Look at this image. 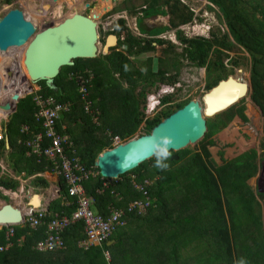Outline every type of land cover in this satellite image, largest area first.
Instances as JSON below:
<instances>
[{
    "label": "trees",
    "instance_id": "1",
    "mask_svg": "<svg viewBox=\"0 0 264 264\" xmlns=\"http://www.w3.org/2000/svg\"><path fill=\"white\" fill-rule=\"evenodd\" d=\"M173 1L171 7H168V14L172 17L169 20L171 27L188 23L192 13L181 7L177 1ZM206 1L216 7L221 15L226 32L220 38H191L188 42L181 39L180 43L185 47L176 52L171 43L152 38L162 29L151 33L152 28L139 23L149 16L164 14L165 12L156 7L167 6V0H163L161 4L159 0H143L141 6L145 9H140L142 17L136 20L140 37L131 36L123 20L116 22L117 29L113 33L118 37L119 33L124 32L125 40L121 45L125 46V54L111 50L108 54L101 53L94 59L73 60L71 67H62L59 70L52 81L53 88H47L43 81L36 83L39 88L37 95L42 98L52 97L56 103H68V111L62 114L60 121L64 126L61 132L69 136L74 155L85 168L92 167L96 156L108 147L109 140L105 133L109 132L111 136L122 140L132 137L138 124L137 117L141 119L138 112L139 99L156 84L171 85L178 81V70L184 57L185 64L194 68L204 67L207 76L212 75L206 85L208 89L225 74L220 58L230 60L227 52L231 51L234 44L242 48L249 54L250 59L249 98L259 112L264 114V0ZM98 4L94 8L97 11L92 12L93 19L103 10L101 4ZM178 6L181 7L180 10ZM126 10L128 13L134 11L132 7L121 11ZM228 37L232 43L228 41ZM163 44L167 45L162 50L164 55L169 51L172 55L167 59L157 58L154 72L150 69L152 60L149 57L145 60L147 66L143 70L132 67L130 57L153 51V45ZM236 64L235 61L231 63L232 66ZM113 74L117 75L116 79ZM75 75L83 80L87 93L85 100L92 103L93 109L99 110L96 126L91 123L90 115L82 111L84 101L76 91L77 87L72 79ZM24 77L27 78L25 74ZM137 87L139 90L134 95ZM22 88L25 85L20 82L13 86L16 92ZM33 96L32 93L20 98L14 113L2 125L0 161L15 177L22 174L23 178H29L43 172L47 164L42 158L25 156L27 149L23 141L28 136L19 132L23 125L33 132L42 131L33 120L36 110L32 102ZM169 100V97H165L162 102ZM186 102L175 103L174 109H163L151 119L145 120L142 134H147L159 121ZM12 105L13 102H6L5 108L0 111L1 115H7ZM230 110L232 108L228 111ZM234 110L233 115L226 111L215 117L211 122V131L223 127L234 115L242 121L245 120L242 105ZM258 122L259 120L254 122L256 127ZM247 133L254 137L249 130ZM262 133L264 134V123ZM205 137H209L208 132ZM205 137L201 142L207 140ZM4 139H7V149L4 147ZM232 139L235 146L231 150L227 148L221 151L223 153L220 156L213 148L212 141L200 148L199 153L208 158L210 164L220 165L232 158L239 146V134H234ZM170 156V153L164 155L157 152L151 159L127 173L134 175V182L145 188L146 197L133 188L127 174L120 176L116 182H108L96 175L82 184L84 193L93 199L89 210L103 219L108 216L109 207L124 209L133 200H141L147 204L145 215H126V226L110 236L108 241L112 243L109 246L106 245L107 241L100 248L92 247L86 251L77 249L76 242L83 234V223L77 221L60 234L63 241L60 248L38 252L35 245L43 239L45 228L36 226L34 229L24 225L12 228V246L8 250L0 251V264H123L128 262L126 257L132 253L131 246H126L124 242L131 240L130 244L134 248L136 239L140 240L142 247L139 252L145 254L141 257V264H264V206L261 213L257 211L258 204L245 184L250 177V163L241 156L219 167H213L197 153L176 163ZM143 181L152 182V185L144 186ZM58 182L60 183V179ZM29 185L45 189L48 182L35 177L29 180ZM17 187V181L0 175L1 189L13 191ZM61 187L64 192V185ZM96 191L101 192L95 194ZM115 195H118L119 201ZM260 198L264 200V193ZM0 199L7 201L4 197ZM70 200L74 201L75 198ZM50 206L52 210L67 217L75 207L72 205L66 208L58 206L57 203ZM152 224L155 228L145 237L143 228ZM5 231L4 228L0 229V245L5 243ZM18 239L22 240L19 246L15 243ZM201 241L202 244L197 249ZM189 243L193 244V254L191 257H182L180 250ZM166 247L167 251L164 250ZM108 250L112 251L114 258H109L106 262L102 252Z\"/></svg>",
    "mask_w": 264,
    "mask_h": 264
},
{
    "label": "rangeland",
    "instance_id": "2",
    "mask_svg": "<svg viewBox=\"0 0 264 264\" xmlns=\"http://www.w3.org/2000/svg\"><path fill=\"white\" fill-rule=\"evenodd\" d=\"M159 1L161 4L163 0H159ZM175 1H177L181 7L187 10L191 9V11L193 12L191 21L190 23H188V25L189 24L191 25L190 26L185 25L189 27V35H191V38L193 37H200L204 39L220 38L226 32L224 25H223V21L221 19V15L217 12L218 9L216 7L208 5L206 3V0H175ZM142 2L143 0H56L55 4H53L51 8L49 9L48 13L43 15L37 12L36 10L38 7L37 5L43 4V3H49V0H0V17L6 11L12 8L14 9H18V7L20 9H22L21 7L31 8L38 15L36 19L38 21L37 23L38 25L34 26L32 22L30 21L29 22L33 25L35 29H37L38 26L39 28H42L46 24H49V23L55 24V23L60 22L66 15H68V14H65L68 10L67 5L70 6V13L83 14L87 17L89 16L92 17L94 16L92 12L97 11L94 8H96L99 5L98 3H100L101 6L103 7V10H101L100 14H97L98 17L94 19V22L97 26L96 32L98 36L96 54L97 56L101 53L108 54L111 50L118 51L120 53L122 52L123 54H125V46L121 45V42L125 40L124 32L119 33V37H121L119 39L120 42L115 44V46L114 45L111 46V48H109V50L106 52H104L102 48H103V45L105 44L106 37L109 34L116 31L117 29L116 22L119 20H123L125 22V26L131 36L133 37L138 36V33L140 32L139 28H137L136 32L133 30L135 29V21L137 17L139 16L138 13L141 11L140 9L142 8L141 7ZM167 2L168 4L167 6H165V8L163 5H160L159 7L157 6L156 9H158L159 11L165 10V12L168 13V7L170 8L174 1L167 0ZM180 6H178L179 10L181 8ZM130 7L133 8L134 10L133 13L132 12L128 13L127 11L128 9L126 11H121V10H124L125 8H130ZM121 13H124L123 16L121 15ZM170 18H172L170 15L169 16L168 15H163V16L155 15L154 17L149 16L147 18H144L143 21L139 23H141L143 26L152 28L150 29L151 33H156L158 31L157 30L158 28L161 29L163 26L165 27V25L167 24L171 26V23L169 22ZM107 21H108V27L105 29L103 25ZM197 23L201 25L205 24L208 27L206 35L202 36ZM133 24H134V27H133ZM137 27H138V24H137ZM179 27L180 26L172 30L166 29L167 27H165L166 30L155 34L154 38L160 39V40L167 39L164 41H168L169 39L168 42L175 46L174 51L179 52L181 49L185 47L182 43H180V40L185 39L188 42L191 39L189 37L187 38L186 36H184L182 31L179 30L181 27L180 28ZM166 31L168 32L176 31V33H174L175 37L173 36L174 34L172 35L168 34L170 38H166V35H165ZM228 41L232 43V40L229 37H228ZM25 46L19 51L17 55L14 54L15 56H11L13 57L11 59H1L3 58V56L0 54V76H1L0 111L5 108L6 102H7L6 94L11 89H13V86L15 85V83L19 85V82H20L22 85L27 86L29 90L33 92L37 91V86L34 83H31L28 80V78L24 77L25 68L23 66L22 61H23V53H24ZM153 46H154L153 51H149L146 53H138L137 55L133 56V58L132 57L129 58L131 61L132 67H134V69L143 70V67L146 68L147 65L145 64H147V62H145V60L149 57L152 60V62L150 63V69L154 72L156 70V59L157 58L163 59L166 57L167 59L168 56L171 57L172 53L170 51L167 52L165 55L162 52V50L166 49L167 47L166 44H163L160 46H155V45ZM233 46L234 47L231 49V51L227 52V55L230 58V60H226L224 57L220 58V62L225 68V74L223 77H221V79H223V81L232 79L233 81H236V83L237 82L240 83L241 81L243 89H244L243 90L244 96L240 97L231 107L232 110L227 111V112L230 113V115L231 113L233 115V112L235 111L234 109L242 105L244 108L243 115L247 119H250L251 118L250 116L253 117V119H251L252 120L251 124L247 127V132L250 126L253 125L254 127H256L254 122H256L257 120H259V122L256 127L257 135H254L253 132L249 130L254 135V137H252L248 133L244 135L243 137H241L242 136L241 132L244 129L242 127V130L240 132H236L237 131L236 130L235 133L233 132L231 135H228L225 138V143L228 146V150H231L232 147L235 146V143L232 137L234 136V134H239V141H238L239 146L234 156L230 158L229 160L233 161L243 156V158L246 159L250 163V167H251V169L249 168L250 177L246 180L245 184L251 190L252 196L258 204L257 211L261 213L263 206H264V200L260 198V196L263 195L264 193V148H263L264 134L262 133V119H264V117H261L257 108L253 105V103L251 102L249 98L250 96L249 83H248L249 64H250L249 54L246 53L242 48H239V46H236L235 44ZM185 61L186 59L184 57V60H181L180 67L178 70L179 72L178 80H183L182 81L183 89L175 93L176 94L175 96L172 95L173 97H170V100H169V103L171 102L170 104L160 106L159 108H157L156 114H159L163 109H167V108L174 109L175 103L187 101V100H194V101L196 100L200 104L201 117L205 121V123H207V126H208L207 132L211 131L210 130L211 129L210 127H212L211 122L215 119V117L219 116V114L212 116L213 113L212 114L208 113V110H207L208 106L205 103V100H203V98H204L205 92L207 93L206 85L209 83L208 80H211L210 77H212V75L208 77L205 72L206 70L202 74L201 72L203 68H194L193 66H189L185 64ZM232 61H235L237 64L235 66H232L231 65ZM16 76H17V80H15ZM113 77L116 79L117 75L113 74ZM123 87L125 86L123 85ZM151 89L152 88H150V91ZM138 90H139V87H137L136 90L134 91V95L137 94ZM11 102L14 103V101H11ZM141 106H142V103H140L138 106V112L140 111ZM14 111H15V104H13V107L9 108V112L7 115H1L0 113V129L1 130H2V125L8 121L9 116L12 115ZM95 111H97L95 112V114L99 115V110H95ZM222 112H220V114ZM146 119L147 118H143L139 120V116L137 117V120H138L137 128L134 130L133 134L131 135L133 136V138L138 136L140 133H143L141 129L142 127L143 128L145 127L144 120ZM238 120L239 119L236 117L233 118V121H238ZM238 123L242 125L240 120L238 121ZM233 124L235 125V123ZM233 124H230V125L232 126ZM210 136L211 135H209V137H205V139L207 140L210 139ZM199 145L200 143H197L194 147H190L191 146L190 145L189 147L187 146L184 149H181L177 152H171V155L175 153L178 156V157H175L172 161L176 163V162H180L181 160L189 157L192 151H194L195 148H198ZM222 153L220 152L219 156L222 155ZM242 153H247V154L244 155ZM164 155H166V153H164ZM227 161H225L224 163H226ZM1 164L2 163H0V165ZM212 166H219V165H212ZM44 178L48 182V187L45 190L41 188L30 187L28 185V180H25L21 185L24 187L23 189L22 187H19L17 191L14 192L13 196H11V198L10 196L7 195L9 199L7 204H10L12 207L16 209H22V206L27 207V203L32 199V195L45 199L46 196L50 195L51 193L50 185H51V181L54 180L53 178H55V176L52 174H47L45 175ZM115 197L118 200V195H115ZM4 202L2 201V199H0V204H3ZM154 228L155 226L153 224L148 227H144L143 228V234L145 233L144 236L148 237L149 231ZM126 229L128 228H125V230ZM136 240H137V244L135 245L134 248L130 244L131 240L129 241L127 240L124 242L126 243V246L127 245L131 246L132 253L128 254V256L126 257V260H128V262L126 261V263H123V264H141V257L142 256L144 257L145 254L139 252L142 250V247L140 245V240L139 239H136ZM201 244H202V241L199 242V244L197 245V249L200 248ZM122 248H123V245L121 246V249ZM164 250L167 251L168 248L166 247ZM180 252H181L182 257H185V258L188 256L191 257V255L193 254V244L189 243L186 247H182ZM108 255H110L111 260L114 258L111 250H108Z\"/></svg>",
    "mask_w": 264,
    "mask_h": 264
},
{
    "label": "water",
    "instance_id": "3",
    "mask_svg": "<svg viewBox=\"0 0 264 264\" xmlns=\"http://www.w3.org/2000/svg\"><path fill=\"white\" fill-rule=\"evenodd\" d=\"M55 2L56 0H49V3L38 4L36 10L40 14H47ZM96 27L93 17L73 14L56 25L49 23L37 31L24 19L19 9L12 8L0 17V52L5 51L9 45H26L22 62L29 81H43L47 88H53L52 81L62 67H71L73 60L97 57ZM110 38L115 40L113 36H109L105 45ZM103 51H106V46ZM227 82L228 80L220 81L214 89L219 91L222 83ZM243 90V87L242 90H223L222 98L218 99L220 106H232L244 96ZM13 96V104H16L18 95ZM206 98L209 100L208 95ZM250 124L251 120L247 122V125ZM205 131V121L201 118L198 102L191 100L152 127L148 134L103 151L96 157L94 166L101 178L116 179L148 161L157 152H177L188 145H194ZM4 147H8L7 139H4ZM174 158L172 155L171 159ZM20 221L18 209L10 204L0 207V226L16 225Z\"/></svg>",
    "mask_w": 264,
    "mask_h": 264
},
{
    "label": "built area",
    "instance_id": "4",
    "mask_svg": "<svg viewBox=\"0 0 264 264\" xmlns=\"http://www.w3.org/2000/svg\"><path fill=\"white\" fill-rule=\"evenodd\" d=\"M123 14L124 13H121L122 16ZM103 27L105 29L108 27V21ZM75 78L76 84L79 87V92L82 94L81 98H83L85 97L83 80L79 76ZM34 101L35 107L37 108L34 113V120L42 131L40 133L33 132L29 130L27 126H22L20 128V134L29 136V138L27 137V139L23 141V145L27 149L25 156H34L44 159L47 163L45 167L55 176L56 181L60 179L61 185H64L65 191L60 198L61 206L69 208L75 205V208L68 217L64 214H60L61 212H54L51 219L49 218L48 221L44 223L42 221V218L45 216L44 212H38L36 218L29 220L31 227L42 224H44L45 227L44 237L36 243L35 249L39 252H44L54 248H60L63 244L60 235L62 230L77 221H82L85 235V239L77 243L78 247L86 250L93 246H100L118 227L124 226L125 222L123 217L125 214H143L147 204L141 200H133L126 205L124 208L125 210L111 208L105 219L98 215H94L89 210V206L93 204V199L91 196L84 193L82 184L89 178H93L97 175L95 167L85 168L81 165L79 159L74 155L73 145L69 136L61 132L64 130V126H60V128L57 129V121L60 118L59 115L61 112H65L68 106L66 104H58L52 98L43 99L41 97H36ZM89 107L90 104L85 102L83 106L84 112L90 113ZM112 141L113 145L121 143L117 137H114ZM131 183L135 190L146 197L145 188H143L142 185L136 184L133 181V177ZM149 184V182L143 181L144 186ZM103 186L105 185L103 184ZM56 187L58 192H60L62 187L60 185H56ZM96 193H100V191H96ZM70 198H75V200L71 201ZM118 200L120 199L118 198ZM104 255L106 257L107 254L105 253Z\"/></svg>",
    "mask_w": 264,
    "mask_h": 264
},
{
    "label": "clouds",
    "instance_id": "5",
    "mask_svg": "<svg viewBox=\"0 0 264 264\" xmlns=\"http://www.w3.org/2000/svg\"><path fill=\"white\" fill-rule=\"evenodd\" d=\"M208 5H210V6H213L212 4H210L209 2H206ZM182 4V3H181ZM142 7V8H141ZM140 8L141 9H145V7L144 6H141ZM214 7V6H213ZM164 8H165V6H164ZM191 13H192V16H193V12L191 11V9H188ZM162 11H164L165 12V10H162ZM167 11V10H166ZM125 13V12H124ZM138 14H141V12H139ZM156 15H161V14H156ZM163 15H168L169 16V14L168 13H164V14H162V16ZM155 15H153V16H150V17H154ZM143 20V19H142ZM189 23V22H188ZM187 24V23H186ZM124 25H125V22H124ZM185 25V24H184ZM126 27V26H125ZM164 27V26H163ZM161 28L162 30L161 31H163V30H166V29H170V30H172V29H174V28H176V27H178V26H176V27H171V26H169L168 24L167 25H165V27H167L166 29H165V27L164 28ZM135 29L137 30V25H136V22H135ZM159 29V28H158ZM160 31V32H161ZM138 32V31H137ZM140 33H138V37L139 36H141V35H139ZM109 36H113L114 38H115V43H114V46H115V44H117V43H119L120 41H119V39L121 38V37H117L116 35H114V33H111V34H109L107 37H109ZM106 37V38H107ZM152 38H154V36L152 37ZM193 38H200V37H193ZM106 40V39H105ZM164 40H167V39H164ZM164 40H162V41H164ZM118 41V42H117ZM169 41V40H168ZM168 41H165V42H168ZM123 42V41H122ZM121 42V43H122ZM171 42V41H170ZM103 54V53H102ZM201 68H203L202 69V74H203V72L205 71V68L204 67H201ZM77 75H75V76H72V79L74 80V82H75V85H76V87H77V93L79 94V97H80V99L82 100V101H84V103L85 102H88L89 104H90V107H89V111H90V113H88V112H84V110H83V106H82V111L84 112V114H88V115H90V120H91V123L93 124V125H98V123H97V116L98 115H96L95 114V112H97V111H95V110H97L96 108L95 109H93L92 108V103L91 102H89V101H86L85 99H86V97H87V93L85 92V97H83V98H81V93L79 92V87H78V85L76 84V77ZM204 77V76H203ZM29 80V79H28ZM183 80H178V81H176L174 84H171V85H169V84H157V85H154V87H152V89H151V91L149 92L148 91V93L146 92L145 94H144V97L143 98H141V99H139L140 100V102H139V104L140 103H142V106H141V109H140V111H139V115H140V118L141 119H143V118H147L146 120H149V119H151L152 117H154L155 115H157L156 114V111H157V108H159L160 106H164V105H168V104H170L169 102H166V103H163L162 102V99L163 98H165V97H173V96H175L176 94L175 93H177V92H179V90H181V89H183V87H182V85H183V82H182ZM220 81H223V79H220V80H218V81H216V82H214V84L207 90L206 89V91H207V93L205 92V95H204V98H203V100H205V103H206V101L208 102L209 100H206L207 98H206V95H208V92L211 90V89H213V88H215L217 85H218V83L220 82ZM224 81H226V80H224ZM248 83H249V76H248ZM35 85H36V83H34ZM23 87V86H22ZM84 87V86H83ZM169 88H171V89H169ZM26 91L23 93V95H21V96H18V100L20 99V98H23L24 96H26V95H28V94H34V96H33V98H32V102L34 103V106H35V101H34V98H36V97H41V96H39V95H37V91L39 90V88L37 87V91H31V90H29L28 89V87L27 86H25V88H24ZM249 92H250V83H249ZM136 95V94H135ZM173 95V96H172ZM42 98V97H41ZM46 98H52V97H46ZM44 99V98H43ZM53 99V98H52ZM54 100V99H53ZM189 101H191V100H187V102H189ZM196 101V100H195ZM183 102V101H182ZM186 102V103H187ZM17 103V102H16ZM179 103V102H178ZM185 103V104H186ZM58 104H60V103H58ZM67 106H68V103H65ZM139 104H138V106H139ZM16 105V104H15ZM61 105H64V104H61ZM198 105H199V107H200V104L198 103ZM234 105V104H233ZM232 105V106H233ZM254 105V104H253ZM232 106H230V107H227V108H225V109H223V110H221V111H218V112H216V113H214L212 116H214V115H216V114H219L220 115V112H222V113H224V112H226V111H228ZM255 106V105H254ZM12 107H13V105H12ZM256 107V106H255ZM254 107V108H255ZM36 108V107H35ZM181 108V107H180ZM37 109V108H36ZM93 110V111H92ZM177 110V109H176ZM258 110V109H257ZM36 111V110H35ZM35 111H34V113H35ZM66 111H68V109L66 110ZM65 111V112H66ZM175 111V110H174ZM65 112H61L60 113V115H59V120L57 121V127L59 126V128H60V126H63L62 124H60V121H61V118H62V114L63 113H65ZM258 112H259V110H258ZM34 113H33V120H34ZM221 113V114H222ZM259 114L261 115V117H264V114H261L260 112H259ZM143 117V118H142ZM238 118L240 121H241V123H242V125H240L239 123H238V121H233V118ZM245 117V116H244ZM251 118L250 119H247L246 117H245V120L244 121H242L238 116H236V115H234V116H232V118L223 126V127H221L220 129H218V130H216V131H208L209 133V135H211L210 136V139H208L207 141H205V142H199V141H201V140H203L204 139V137H205V134H206V132H207V129H206V131H205V133L203 134V136L201 137V139H199L194 145H189L190 147H194L197 143H200V145L198 146V148H195V150L194 151H192V153L191 154H194V153H197V154H199L200 155V157L203 159V160H206L208 163H209V160H208V158H206V157H204L203 155H201L200 153H199V150H200V148H203L208 142H211L212 144H213V148L214 149H216L217 150V154L218 153H220L221 151H224L225 149H227L228 148V146L226 145V143H225V138L228 136V135H231L233 132L235 133V131L236 130H238L239 132L242 130V127L244 128L243 130H242V132H241V137H243L244 135H246L247 134V127L249 126V125H247V122L249 121V120H251V119H253V117L252 116H250ZM202 118V117H201ZM163 120V119H162ZM161 120V121H162ZM35 121V120H34ZM94 121V122H93ZM145 121V120H144ZM252 121V120H251ZM160 122V121H159ZM158 122V123H159ZM230 122V123H229ZM157 123V124H158ZM233 123H235V125L233 124ZM263 123H264V119H262V125H263ZM230 124H233L232 126L230 125ZM23 126H26V125H23ZM22 127V126H21ZM28 127V126H27ZM142 129H143V127H142ZM249 129V128H248ZM151 130V129H150ZM211 130V129H210ZM20 132V131H19ZM149 133V132H148ZM147 133V134H148ZM142 135H146V134H142V133H140L138 136H136V137H134V138H137V137H139V136H142ZM105 136L108 138V140H109V145H108V147L106 148V149H104L103 151H105V150H110V149H112V148H114V147H116L117 145H121V144H124L125 142H127V141H129V140H132V139H134L133 138V136L132 137H130V138H127V139H124V140H122V139H119L118 137V139L120 140V144H117V145H113V141H112V139L114 138V137H116V136H111L110 135V133L109 132H107V133H105ZM28 138H29V136H28ZM184 149V148H183ZM224 149V150H223ZM181 150V149H180ZM102 151V152H103ZM179 151V150H178ZM101 152V153H102ZM171 152L172 151H170V152H167L166 153V155L168 154V153H170L171 154ZM101 153H99L97 156H99ZM161 153H163V152H161ZM164 154V153H163ZM172 155H174L175 157H177V155L175 154V153H173ZM171 155V156H172ZM96 156V157H97ZM171 156H170V159H171ZM96 160V159H95ZM171 160H173V159H171ZM230 161V160H229ZM229 161H227V162H229ZM95 162V161H94ZM226 162V163H227ZM0 163H2L1 161H0ZM225 164V163H224ZM224 164H222V165H224ZM93 166H94V163H93ZM219 166H221V165H219ZM219 166H213V167H219ZM95 167V166H94ZM95 172H97V175L99 176V174H98V170H97V168L95 167ZM130 172V171H129ZM129 172H127V173H129ZM126 173V174H127ZM47 175V174H51V172H50V170L48 169V168H46L45 167V169H44V171L43 172H41V173H38V174H35V175H33V176H31V177H29V178H23L22 177V174H21V176H19V177H15L3 164H1L0 165V175H5V176H7L8 178H11V179H13V180H15V181H17L18 182V187L15 189V190H13V191H11V190H5V189H1L0 188V197L1 198H6L7 199V201H5L4 202V200H2L4 203L3 204H7L8 203V197H7V195L8 196H10V198H11V196H13V194H14V192H16L17 191V189L19 188V187H22V189L24 188L23 186H21L22 185V183L25 181V180H28V185H29V180H31V179H33V178H35V177H38V178H43L44 180H45V175ZM126 174H124V175H126ZM38 175V176H37ZM121 176H123V175H121ZM120 176H118L116 179H106V178H101L100 176H99V178L100 179H104V180H108V182H110V181H113V182H116L117 180H119L118 178H119ZM127 177H129L130 178V180L132 181V177H133V181H134V178H135V176L134 175H130V174H127ZM54 180L53 181H51V193H50V195H47L46 196V198L45 199H38V197H36V196H33L32 195V199L27 203V207L25 206H23L22 207V209H18L19 210V212H20V215H21V221H20V223H18V224H16V225H8V226H0V229L1 228H4L6 231H5V233H4V241H5V243L3 244V245H0V251H5V250H8L11 246H12V242H11V238H12V236H13V227H22V226H28V227H30V228H34L35 229V227H31L30 226V224H29V220L30 219H34V218H36L37 217V213L38 212H44V214H45V216L42 218V221L44 222V223H46L47 221H48V219L50 218L51 219V216H52V214L54 213V212H58V211H56V210H52L51 209V206H50V204L52 205L53 203H57V205L58 206H61V200H60V198H61V196H63V194H64V192H63V190L61 189V191L60 192H58V189H57V187H56V185H60L61 186V183H59L58 182V180L56 181V178H53ZM86 182V181H85ZM150 184L149 185H152L151 183L152 182H149ZM136 184H138V183H136ZM30 186V185H29ZM103 186V185H102ZM31 187V186H30ZM103 187H106V186H103ZM46 189V188H45ZM45 189H43V190H45ZM36 190V189H35ZM101 192V191H100ZM95 194H99V193H96L95 192ZM71 199V198H70ZM39 203V202H41L42 204L41 205H37V203ZM117 201H119V200H117ZM2 204V205H3ZM1 205V206H2ZM25 205V204H24ZM0 206V207H1ZM75 208V207H74ZM122 209V208H114V207H109V209H108V214H109V211H110V209ZM123 210H125V209H123ZM72 213V211L70 212V214ZM129 214H131V213H129ZM126 215H128V214H125V216L123 217V220H124V222H125V224H124V226H122V227H118L114 232H117L118 231V229H120V228H123V227H125L126 226V220H125V218H126ZM132 215H134V216H138V217H141V216H143V215H145V212L143 213V214H140V215H136V214H132ZM74 224V223H73ZM72 225V224H71ZM38 226H41V227H44V224H42V225H38ZM45 228V227H44ZM67 229V228H66ZM64 230V229H63ZM63 230H62V232H61V234H63ZM82 231H83V229H82ZM114 232L110 235V236H112L113 234H114ZM110 236H109V238H110ZM108 238V239H109ZM61 239H62V237H61ZM85 239V235H84V231H83V234H82V237H81V239H79L77 242H76V247L78 248V249H81V250H83V251H86V250H88V249H90V248H92V247H90V248H88V249H86V250H84V249H82V248H79L78 247V245H77V243L79 242V241H81V240H84ZM108 239L104 242V243H106L107 241H108ZM21 239H18L15 243H16V245L17 246H19L20 245V243H21ZM109 242H112V241H108L107 243H109ZM107 243H106V245H107ZM102 245H100V246H93V248H95V247H97V248H100ZM37 251V250H36ZM39 252V251H38ZM107 254L106 255V257H105V255L104 254ZM102 255H103V258H104V260L107 262V261H109V258H110V255H108V251H103L102 252ZM109 256V257H108Z\"/></svg>",
    "mask_w": 264,
    "mask_h": 264
},
{
    "label": "bare ground",
    "instance_id": "6",
    "mask_svg": "<svg viewBox=\"0 0 264 264\" xmlns=\"http://www.w3.org/2000/svg\"><path fill=\"white\" fill-rule=\"evenodd\" d=\"M109 2V1H108ZM67 7H68V10H67V12L65 13V14H68V15H66L63 19H65V18H68V17H71L73 14H77V13H70V6L69 5H67ZM22 9H20L19 7H18V9L22 12V15H23V17H24V19L25 20H28V21H30V22H32V24L35 26V25H38L37 23H38V21L36 20L37 19V13L33 10V9H31V8H26V7H21ZM111 8V7H110ZM79 15H82V16H85V15H83V14H79ZM139 16L138 17H140V16H142V14H138ZM35 17V18H34ZM137 17V18H138ZM62 19V20H63ZM127 19V18H126ZM61 20V21H62ZM60 21V22H61ZM60 22H58V23H60ZM58 23H55V24H52V25H56V24H58ZM198 24V23H197ZM46 26V25H45ZM45 26H43V27H45ZM42 27V28H43ZM133 27H134V25H133ZM42 28H39V26L37 27V31L38 30H40V29H42ZM198 28H199V30H200V32H201V34L202 35H206V33H207V30H208V27L205 25V24H198ZM180 31H182V33H183V35L184 36H186L187 37V35H189V27L188 26H184V27H181L180 29H179ZM166 32H168V31H166ZM165 32V35H166V38H170L169 37V35H172V34H174V33H176V31H169L168 33H166ZM169 34V35H168ZM174 37H175V34L173 35ZM188 38V37H187ZM189 38H191V37H189ZM169 40V39H168ZM114 43H115V40H113V39H108L107 40V44L105 45L106 46V51H107V49H108V47H110V46H113L114 45ZM97 42L95 43V46H96V48H97ZM25 46V45H24ZM24 46H21V47H15V46H13V45H9L7 48H6V50L5 51H3V52H1L0 54L3 56V58H1V59H11V58H13V57H11V56H15L14 54H18L19 53V51L24 47ZM104 47V46H103ZM105 51V52H106ZM25 74H26V76H27V73H26V70H25ZM28 78V77H27ZM0 81H1V76H0ZM222 87H221V89L219 90V91H217L216 89H211L209 92H208V96H209V101L207 102L206 101V104H207V106H208V108H207V110H208V113H210V114H214V113H216V112H218V111H221V110H223L224 108H226V106L224 105V106H220V102H219V98H222V96H221V94L223 93L222 91L223 90H225V89H227V91H230V90H236V89H241L242 90V82L240 81V83H236V81H233L232 79H228V82L227 83H222ZM240 86V87H239ZM26 90L24 89V88H22L21 89V91H20V94H18L16 91H14L13 89H11L9 92H7V94H6V96H7V102H11V101H13V99H14V96L13 95H18V96H20V95H23V93L25 92ZM217 95H218V98H217ZM235 102V101H234ZM233 102V103H234ZM220 106V108H219V106ZM230 104H227V106H229ZM219 108V109H218ZM205 127H206V129H207V123H205ZM249 130L250 131H252L253 132V134L254 135H257V133H256V127H254L253 125L252 126H250L249 127ZM187 147V146H186ZM188 147H189V145H188ZM2 204H0V206H1ZM21 212V211H20ZM0 225H2V224H0Z\"/></svg>",
    "mask_w": 264,
    "mask_h": 264
},
{
    "label": "crops",
    "instance_id": "7",
    "mask_svg": "<svg viewBox=\"0 0 264 264\" xmlns=\"http://www.w3.org/2000/svg\"><path fill=\"white\" fill-rule=\"evenodd\" d=\"M207 2V1H206ZM142 16H140V17H138V18H141ZM137 18V19H138ZM136 19V20H137ZM153 19V18H152ZM154 20H156V19H154ZM191 21V20H190ZM190 21H189V23H190ZM136 22V21H135ZM193 23V22H192ZM134 25V24H133ZM185 25H188V23L187 24H185ZM185 25H181L180 27H183V26H185ZM191 24H189L188 26H190ZM179 27V28H180ZM133 31H135L136 32V29H134ZM163 31H165V30H163ZM163 31H161V32H163ZM155 35V34H154ZM203 36V35H202ZM103 46H105V44L103 45ZM109 48H111V46L110 47H108V49H107V51L109 50ZM103 49V48H102ZM21 91V90H20ZM20 91H19V94H20ZM21 96V95H20ZM38 199H42L41 197H38ZM36 202V201H35ZM37 203V202H36ZM42 203L41 202H39V203H37V205H41ZM23 207V206H22ZM112 242H109V243H107V245L109 246L110 244H111ZM77 248V247H76ZM78 249V248H77ZM81 250V249H80Z\"/></svg>",
    "mask_w": 264,
    "mask_h": 264
},
{
    "label": "flooded vegetation",
    "instance_id": "8",
    "mask_svg": "<svg viewBox=\"0 0 264 264\" xmlns=\"http://www.w3.org/2000/svg\"><path fill=\"white\" fill-rule=\"evenodd\" d=\"M89 10V9H88ZM172 40H174V39H172ZM118 52V51H117ZM14 90V89H13ZM15 91V90H14ZM18 94H19V92H17Z\"/></svg>",
    "mask_w": 264,
    "mask_h": 264
}]
</instances>
